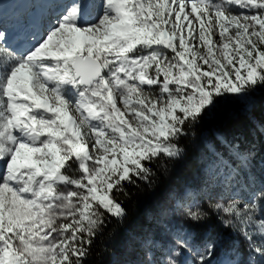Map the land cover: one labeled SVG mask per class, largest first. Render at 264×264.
Listing matches in <instances>:
<instances>
[{"label": "snow or ice", "instance_id": "snow-or-ice-1", "mask_svg": "<svg viewBox=\"0 0 264 264\" xmlns=\"http://www.w3.org/2000/svg\"><path fill=\"white\" fill-rule=\"evenodd\" d=\"M33 3L50 26L26 52L12 55L0 26V264H87L127 216L119 197L151 187L154 163L182 159L190 129L234 103L257 117L264 0H100L95 19L93 0ZM228 144L229 160L213 163L229 195L208 207L247 259L232 248L217 264H264V167ZM181 207L190 229L151 264H213L217 240L191 230L208 212Z\"/></svg>", "mask_w": 264, "mask_h": 264}, {"label": "trees", "instance_id": "trees-1", "mask_svg": "<svg viewBox=\"0 0 264 264\" xmlns=\"http://www.w3.org/2000/svg\"><path fill=\"white\" fill-rule=\"evenodd\" d=\"M26 8L22 12L27 11ZM258 101L257 117L251 123L245 119L244 106L234 103L221 108L220 112L203 122L200 126L190 129L187 136L181 138L179 147L184 149V156L177 161L160 160L152 165L156 176L149 187L144 182L137 186H128V197L121 196L127 216L123 222L115 219L104 229L103 234L95 241L87 264H120L128 243L136 237V233L150 225L152 216L157 209L170 199V196L184 191L195 190L197 181L202 179L206 163L213 157L229 153L228 141H235L242 149L252 148L255 153L264 155V87L255 92ZM213 215L208 221L197 228L201 238L210 237ZM218 248L213 260L218 259L230 246H237L238 240L233 234L220 240L216 236ZM240 251L245 252L242 245Z\"/></svg>", "mask_w": 264, "mask_h": 264}, {"label": "rangeland", "instance_id": "rangeland-1", "mask_svg": "<svg viewBox=\"0 0 264 264\" xmlns=\"http://www.w3.org/2000/svg\"><path fill=\"white\" fill-rule=\"evenodd\" d=\"M13 6L16 7L15 11L18 12V8L21 7L22 3L29 5V11L27 14H18L16 20L14 17L7 21L8 25H14L16 22L26 21L32 17L34 14V8H41L44 17L49 16L48 8L41 7L40 5L33 3V0H12ZM5 6V2L8 0H0ZM100 0H93L91 3L92 8H95L93 15L90 17L95 19V13L98 11V5ZM55 10V9H54ZM234 10H237L234 8ZM0 23L3 21L0 18ZM42 23L44 24L45 30L48 25L46 18L43 19ZM214 41L218 39V36L213 37ZM12 55H19L14 53L10 48H8ZM203 51V49H201ZM122 107V105H118ZM239 147V146H237ZM257 154V153H256ZM223 157L225 162L229 160L231 152L223 153L219 155ZM256 161V171L259 174L260 168L264 167V155L257 154ZM2 164L0 162V176H2ZM221 171L223 169L221 168ZM202 179L197 181L195 190L185 189L182 192L175 193L170 196V199L165 202L163 205L157 209V212L152 216L150 220V225L145 228H141L136 234L134 239L129 241L127 250L123 253L122 262L120 264H151L152 261H164L167 256V250L172 246V242L175 239L176 233L180 230H189L190 225L186 222L183 212L186 211V207L182 208L181 205H201L202 210L207 211L208 214L213 215L214 224L210 227V237L216 239V236L222 240L224 236L232 234L231 229L225 228L219 216L214 213L209 207V203L215 202L216 198L223 194L224 196L229 195V192L223 189L220 179L221 177L216 174V167L213 163V157L209 159L206 163L205 168L202 172ZM210 197L212 198L210 200ZM259 203V202H258ZM197 235V228L191 229ZM234 235V234H233ZM198 236V235H197ZM238 240V245H232L230 249L236 248L239 249V245H242L245 253H241L237 259H247L246 245L242 238L235 236ZM225 255L221 258L224 259ZM181 261V264H188L189 257L182 256L178 257ZM213 264H217L213 261Z\"/></svg>", "mask_w": 264, "mask_h": 264}, {"label": "bare ground", "instance_id": "bare-ground-1", "mask_svg": "<svg viewBox=\"0 0 264 264\" xmlns=\"http://www.w3.org/2000/svg\"><path fill=\"white\" fill-rule=\"evenodd\" d=\"M6 6H7V4H6Z\"/></svg>", "mask_w": 264, "mask_h": 264}]
</instances>
